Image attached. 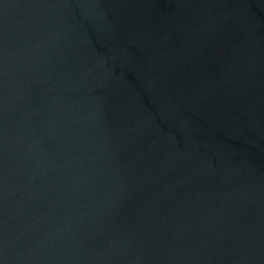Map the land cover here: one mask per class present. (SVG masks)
<instances>
[{
  "label": "water",
  "instance_id": "water-1",
  "mask_svg": "<svg viewBox=\"0 0 264 264\" xmlns=\"http://www.w3.org/2000/svg\"><path fill=\"white\" fill-rule=\"evenodd\" d=\"M0 264H264V0H0Z\"/></svg>",
  "mask_w": 264,
  "mask_h": 264
}]
</instances>
